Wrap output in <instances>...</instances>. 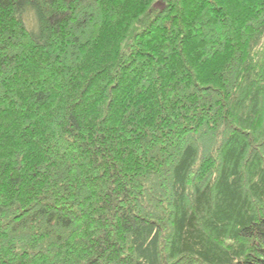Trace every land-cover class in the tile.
I'll return each instance as SVG.
<instances>
[{"label":"trees","instance_id":"1","mask_svg":"<svg viewBox=\"0 0 264 264\" xmlns=\"http://www.w3.org/2000/svg\"><path fill=\"white\" fill-rule=\"evenodd\" d=\"M0 264H264V0H0Z\"/></svg>","mask_w":264,"mask_h":264},{"label":"water","instance_id":"2","mask_svg":"<svg viewBox=\"0 0 264 264\" xmlns=\"http://www.w3.org/2000/svg\"><path fill=\"white\" fill-rule=\"evenodd\" d=\"M155 7L158 8V9H163L164 8V4L162 2H159V3L156 4Z\"/></svg>","mask_w":264,"mask_h":264}]
</instances>
